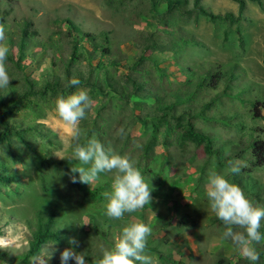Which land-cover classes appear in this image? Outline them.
I'll return each instance as SVG.
<instances>
[{
	"label": "rangeland",
	"instance_id": "rangeland-1",
	"mask_svg": "<svg viewBox=\"0 0 264 264\" xmlns=\"http://www.w3.org/2000/svg\"><path fill=\"white\" fill-rule=\"evenodd\" d=\"M186 1L190 7L192 0ZM260 1L264 7V0ZM145 2L110 0L115 6L108 8L102 0H0L3 43L9 48L6 66L12 80L8 88L0 89L4 100L0 117L7 101L17 102L4 117L6 130L0 121V132L5 134L0 141V249L5 251L0 264H40L45 256L47 264H61L60 254L73 247L68 242L72 237L79 241L75 251L100 254L99 245L111 247L121 227L132 221L152 228L146 253L154 264H217L219 259L224 264H249L222 239L224 225L209 223L215 215L209 211L205 184L208 169L214 167L240 186L250 200L264 205V164L247 172L250 141L259 138L264 142V107L259 118L252 117V105H264V11L244 0L242 20L234 25L211 24L204 17L186 22L172 14L169 26H160L155 14H165V5L158 3L152 12ZM199 2L214 14H235L237 10L233 0ZM66 21L81 33H90L96 46L110 50L109 56L99 58L110 79L126 87L127 68L133 61L147 73L142 90L129 101L99 94L88 86L74 88L87 89L94 101L79 125L81 143L95 135L105 147L128 155L153 188L150 204L125 214L122 220L106 215L103 193L110 191L112 174L101 173L92 187L80 183L84 191L96 190L98 197L79 201L67 186L61 167L44 168L46 161L75 160L72 130L54 110L57 94L46 92L16 100L24 90L25 78L41 89L52 75L62 77L63 68L50 63L57 61L59 53L68 54L72 35L80 38L73 31L67 35ZM24 22L29 23L27 34H33L27 43L33 61L17 57L16 42ZM149 38L157 50L140 54ZM97 54H84L74 64L83 77L95 75L90 69L98 61ZM112 59L114 64L109 65ZM213 73L219 75L211 88ZM146 90L152 94L147 95ZM163 105L170 107L165 110ZM189 121L210 140L207 153L190 141L179 142ZM93 123L102 125L106 135L99 137ZM121 128L124 134L118 135ZM142 144L150 145L152 153L144 154ZM229 161L240 169L238 174L230 172ZM72 164L78 165V161ZM49 207L58 212L59 242L46 243L24 263L21 259L33 230L34 211ZM255 247L262 252L264 240Z\"/></svg>",
	"mask_w": 264,
	"mask_h": 264
},
{
	"label": "clouds",
	"instance_id": "clouds-1",
	"mask_svg": "<svg viewBox=\"0 0 264 264\" xmlns=\"http://www.w3.org/2000/svg\"><path fill=\"white\" fill-rule=\"evenodd\" d=\"M5 39V26L0 24V89L8 88L12 81L6 66L9 48L3 43ZM79 85V79L73 77L69 80V86ZM93 103L88 90L80 87L67 96L58 94L55 98L54 110L72 130V158L78 161V165L72 166L66 175L71 183L92 187L99 181L101 173L112 174L110 191L103 193L106 215L113 220H122L125 214L135 213L150 204L153 188L149 187L135 161L128 155H121L111 146L105 147L95 135L84 143L80 142L79 125ZM123 134L124 129H119L118 135ZM228 166L231 173H239L240 169L232 161L228 162ZM205 194L209 211L224 225L222 239L230 241L249 264H259L260 256L255 245L264 240V233L261 232L264 205L250 200L240 186L214 167L208 169ZM151 234L152 228L144 222L132 221L123 225L111 247L99 245L100 258L92 264H154L153 258L146 253ZM68 242L73 247L61 252V264H67L69 260L75 264H87L86 253L75 251L79 241L72 237ZM45 257L40 258V264H47Z\"/></svg>",
	"mask_w": 264,
	"mask_h": 264
},
{
	"label": "trees",
	"instance_id": "trees-1",
	"mask_svg": "<svg viewBox=\"0 0 264 264\" xmlns=\"http://www.w3.org/2000/svg\"><path fill=\"white\" fill-rule=\"evenodd\" d=\"M149 4V10L152 12H155V7L158 3H163L165 5V14H155V16L158 17L157 21L159 22L160 26H169V22L172 21L170 18L171 15L176 14L177 16L185 19L186 22L190 21L192 23H195L198 17H204L206 18L211 24H214L215 22H224L227 25H234L239 23L242 20V12L244 10V0H233L237 5L236 13L233 14L231 12H225V13H211L208 10H206L201 4L200 0H192L191 6L187 7V1L186 0H145ZM250 2L256 3L258 8L261 11H264V7L260 0H249ZM103 4L108 8H113V4L110 3V0H102ZM145 2V3H146ZM137 20H134L136 22ZM67 27L66 32L67 35L71 36V31L79 33L80 38L79 40H76L73 35L71 39V43L68 46V54L63 57L60 53L58 54L57 61H51L50 65L52 67L56 65H60L63 68L62 77L60 78L58 75H52L51 79L45 80L44 85L41 89H38V87H35L27 78H25V85L23 92L17 96L16 100L22 101L26 98V96H35L39 94H45L46 92L54 93V94H62V95H69L72 92H74L75 86H69V80L73 77L80 80V86H88L90 88H95L99 94L102 95H116L120 98H123L124 101H129L128 99L131 96H136L139 91L142 90V87L147 82L146 71L142 70L138 67V63L135 61L131 62V64L128 66L127 71L128 76L126 77L124 83L126 84V87H124V84L121 85V83L116 82L114 79H110L107 76V73L105 69L102 70L101 68V62L99 61V58L102 56H109L110 50L104 46V47H98L96 46L94 42V37L90 33L80 32L77 27L73 25L70 21H66ZM29 23L24 22L22 24V29L20 30V37L18 41L16 42V49H17V57H25L28 58L30 61H33L32 55L27 51L28 48V39L32 38L33 34H27V26ZM106 41V40H105ZM149 50H157L155 47L154 41L149 38L143 48L141 49V53L149 51ZM98 53V61H96L95 65L91 67L90 70L94 72L95 75L90 77H83L82 73L78 71L76 67H74V64L78 62L79 58L83 57L84 54H95ZM92 57V56H91ZM90 58V57H89ZM121 57L119 56V59ZM144 57L142 55L139 56V60H143ZM262 62L264 63V52L262 55ZM109 65L114 64V60L112 59L108 63ZM133 74V75H131ZM218 73H213L209 77L210 81V87L213 88L215 85V82L217 81ZM92 77V78H91ZM99 77V79H98ZM147 95L152 94L150 90H146ZM0 104H4V100L0 97ZM17 102H13V100L7 101L6 105L3 106L5 111H3L0 121L3 125V129L6 130V120L5 116L8 112V108L10 106H15ZM169 105H163L161 108L168 109ZM264 107V105H258L257 103H254L252 105V117L253 118H259L260 117V108ZM92 128L94 129V132L99 137L105 136L106 132L102 130V125H97L96 123H93ZM19 137V135H17ZM5 138V134L3 132H0V141ZM179 142H185L190 141L191 143L195 144L197 147H202V150L207 153L209 151V142L210 140L205 138L202 133H200L198 130L194 129L191 121L187 122V126L185 129H183L179 134ZM81 142V141H80ZM248 148L250 149V159L248 160V163L250 167L247 169V172L250 173L254 168H259L264 164V142L259 138H253ZM142 149L144 150V154L146 153H152L151 146L150 145H143ZM241 150V149H240ZM242 152V151H241ZM239 151V153H241ZM148 156L144 155V159H147ZM72 162H77L76 160H64V161H46V166L44 168L50 169L51 167L59 166L61 167L65 174L70 171V168L74 166ZM66 164V165H64ZM43 166L39 167V171L41 172ZM77 176V173L75 174ZM67 176V186L75 191V193L79 197V201L92 198L95 199L98 197L97 191H84L80 185V183H71L69 180V176ZM39 182L41 185L42 190H44V181L39 174ZM60 213V212H59ZM58 215L57 209L54 207H49L48 209L43 210H36L33 214L34 219V225L33 230L30 234L29 240L27 241V248L22 256V262L27 263V260L30 259L33 256H36L39 254V251L43 245L49 242H59V235L60 231L58 228L55 227V220ZM209 223L214 227H220L222 226V222L218 220L215 216L211 217L209 219ZM261 231H264V228L261 229ZM230 245L231 242L227 241ZM233 246V245H232ZM256 250L259 253L260 259L259 264H264V250L262 252H259V250L256 248ZM5 256V251L0 249V260L1 257ZM161 257V256H159ZM100 258L99 253H93L92 256L86 254L85 260L87 264H92V261L95 259ZM164 258V257H162ZM242 260V259H240ZM1 262V261H0ZM217 264H224V259L217 260Z\"/></svg>",
	"mask_w": 264,
	"mask_h": 264
}]
</instances>
